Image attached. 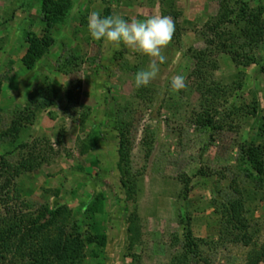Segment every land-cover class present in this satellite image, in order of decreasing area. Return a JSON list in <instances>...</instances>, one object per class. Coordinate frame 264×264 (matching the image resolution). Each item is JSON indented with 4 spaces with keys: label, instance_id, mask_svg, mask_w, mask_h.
Instances as JSON below:
<instances>
[{
    "label": "rangeland",
    "instance_id": "374dc122",
    "mask_svg": "<svg viewBox=\"0 0 264 264\" xmlns=\"http://www.w3.org/2000/svg\"><path fill=\"white\" fill-rule=\"evenodd\" d=\"M44 1L0 0V130L9 128L14 114L37 93L49 90L53 102L17 144L0 141V162L5 158L12 165L20 160V143L38 141L54 154L41 169L15 181L12 215L41 221L45 208H68L71 223L81 228L84 238L107 236L103 252L88 247L85 264H132L133 256L139 257L138 264H172L188 221L193 237L207 244L202 249L212 264H246L251 247L227 235L218 211L236 197L234 188L250 193L248 232L253 243L264 245V187L250 180L239 162L244 145L264 148V45L251 52L258 64L248 68H236L222 54L210 59L206 72L230 90L221 100L218 120L232 129L202 130L192 121L200 104L193 54L206 49L201 32L220 14L222 0H191L193 14L185 0H173L182 14L181 41H170L163 49L165 62L144 100L135 95L134 77L147 66L148 57L92 40L87 16L98 11L142 20L159 16L161 0H72L65 22L51 32L55 43L29 70L22 60L28 39L45 35ZM235 1L264 10V0ZM66 60L75 64L69 74L58 69ZM173 75L185 77L186 88L178 93L169 88ZM71 89L74 104L68 100ZM121 118L131 124L132 168L140 180L135 200L123 189L118 170ZM89 136L96 137V145L83 153ZM0 211L5 213L1 205ZM133 213L139 221L138 231L131 234Z\"/></svg>",
    "mask_w": 264,
    "mask_h": 264
},
{
    "label": "trees",
    "instance_id": "16d2710c",
    "mask_svg": "<svg viewBox=\"0 0 264 264\" xmlns=\"http://www.w3.org/2000/svg\"><path fill=\"white\" fill-rule=\"evenodd\" d=\"M160 4L162 16L169 17L175 26L171 41L179 44L183 32L180 24L182 14L173 0H161ZM71 7L72 0L44 1L45 35L41 39L37 37L28 39V51L22 60L27 69L32 70L55 43L51 32L55 26L65 22ZM201 33L206 49L193 54L197 62L193 71L194 85L200 95V104L199 110L193 114L192 121L202 130H223L229 125L227 122H219L218 112L221 100L225 101L230 90L214 82L205 67L213 56L219 54L229 56L239 69L257 65L258 60L251 52L264 45V10L261 7L251 8L246 3L239 4L235 0H222L220 14L207 22ZM74 65L71 60H66L59 64L58 69L61 73L69 74ZM261 72L264 73V65L261 66ZM1 92L0 82V95ZM135 92L136 97L142 100L151 94L149 86L136 89ZM75 95L73 89L69 90L70 103L76 102ZM50 97L49 90L47 92L43 90L37 93V96H33L29 105L14 114L10 127L4 131L0 130V141L17 144L18 139L37 115L53 106ZM148 100H152V97ZM252 113L256 114V108ZM228 128L232 129L231 126ZM118 132V170L121 185L128 197L135 200L140 180L132 168L131 124L121 118ZM82 145V152L88 153L95 147L96 137L89 136ZM18 149L21 150V157L15 165L10 164L5 158L0 162V205L5 211V213L0 211V264H85L88 247H95V250H92L94 253L103 252L107 246L106 234L97 233L84 238L81 228L71 223V212L66 207L54 210L45 208L41 221L33 220L31 215H12L10 203L15 200V196L11 195L14 192L18 194L15 181L26 173L41 169L54 155L51 148L41 146L38 141L20 143ZM239 162L250 180L264 187V148L260 145H244ZM184 190L187 193V184ZM234 193L236 197L222 204L218 211L224 229L235 243L251 247L246 264L264 263V245L258 247L253 243V238L248 232L246 200L250 199L251 194L246 195L239 187L234 188ZM138 221L137 214L133 213L129 218L131 234L138 231ZM188 223L185 224L181 251L173 256L171 263L212 264L202 249L207 244L193 237ZM138 260L139 257L133 256L132 264H138Z\"/></svg>",
    "mask_w": 264,
    "mask_h": 264
},
{
    "label": "clouds",
    "instance_id": "9594fccd",
    "mask_svg": "<svg viewBox=\"0 0 264 264\" xmlns=\"http://www.w3.org/2000/svg\"><path fill=\"white\" fill-rule=\"evenodd\" d=\"M86 27L94 41L117 51L123 48L148 57L147 66L135 73L136 89L148 87L157 77L159 65L165 62L163 49L169 45L175 31L173 21L167 16L126 20L118 15L104 16L98 11L89 12ZM169 88L177 93L185 89V77L173 75L169 80Z\"/></svg>",
    "mask_w": 264,
    "mask_h": 264
},
{
    "label": "crops",
    "instance_id": "0c3cea01",
    "mask_svg": "<svg viewBox=\"0 0 264 264\" xmlns=\"http://www.w3.org/2000/svg\"><path fill=\"white\" fill-rule=\"evenodd\" d=\"M184 1V0H181ZM185 4L188 6V13L189 14H193V12L190 11V9L192 10V1L191 0H185ZM157 12H159V16H161V8L160 5L158 6Z\"/></svg>",
    "mask_w": 264,
    "mask_h": 264
}]
</instances>
